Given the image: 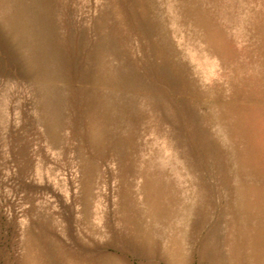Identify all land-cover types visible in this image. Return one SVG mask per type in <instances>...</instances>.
I'll return each mask as SVG.
<instances>
[{
    "label": "rangeland",
    "instance_id": "rangeland-1",
    "mask_svg": "<svg viewBox=\"0 0 264 264\" xmlns=\"http://www.w3.org/2000/svg\"><path fill=\"white\" fill-rule=\"evenodd\" d=\"M263 209L264 0H0V264H264Z\"/></svg>",
    "mask_w": 264,
    "mask_h": 264
},
{
    "label": "bare ground",
    "instance_id": "bare-ground-1",
    "mask_svg": "<svg viewBox=\"0 0 264 264\" xmlns=\"http://www.w3.org/2000/svg\"><path fill=\"white\" fill-rule=\"evenodd\" d=\"M25 4H27V3H25ZM40 5H41V4H40ZM26 6H27V5H26ZM35 15H37V14H35ZM39 16H40V15H39ZM44 16H45V15H44ZM44 16H43V17H44ZM43 20H44V19H43ZM25 26H26V25H25ZM61 75H62V74H61ZM56 76H57V75H56ZM62 79H63V78H62ZM143 166H144V165H143ZM142 168H143V167H142ZM144 169H146V168H144ZM158 169H159V168H158ZM156 171H158V170H156ZM156 171H155V172H156ZM145 173H146V172H145ZM149 173H150V172H149ZM152 173H153V172H152ZM159 173H160V172H159ZM141 175H142V174H141ZM154 175H155V173H154ZM157 175H158V173H157ZM159 175H160V174H159ZM159 175L156 176L157 179H158V177H160ZM161 177H162V176H161ZM146 178H147V177H146ZM152 178H153V174H152ZM162 178H163V177H162ZM162 178H161V179H162ZM155 179H156V178H155ZM153 180H154V178H153ZM154 182H155V181H154ZM154 182H153V183H154ZM157 183H159V182H157ZM148 184H149V183H148ZM160 184H161V183H160ZM160 184H159V186H161ZM154 185H155V184H154ZM171 185H172V184H170V186H171ZM142 186H143V185H142ZM151 186H153V185H151ZM157 186H158V185H157ZM155 187H156V186H155ZM161 188H163V186H162ZM166 188H167V187L164 188V191H166ZM155 190H156V189H155ZM252 190H253V189H252ZM252 190H251V193H252ZM168 191H169V190H168ZM246 192H247V191H246ZM166 193H167V192H166ZM160 194H162V193H160ZM168 194H169V193H168ZM247 194H248V193H247ZM162 195H163V194H162ZM170 195H171V194H170ZM254 195H255V194H253V196H254ZM165 196H166V195H165ZM167 196H168V195H167ZM167 196H166V197H167ZM167 199H168V198H167ZM161 202H162V201H161ZM156 203H158V202H156ZM156 203H155V204H156ZM162 203H163V202H162ZM162 203H161V204H162ZM186 203H187V202H186ZM151 204H152V203H151ZM159 204H160V203H159ZM182 204H183V203H182ZM187 204H188V203H187ZM188 205H189V204H188ZM188 205H187V206H188ZM146 206H147V204H146ZM150 206H151V205H150ZM158 206H159V205H158ZM187 206H186V207H187ZM188 207H189V206H188ZM248 207H249V206H248ZM251 207H252V206H251ZM164 208H165V207H164ZM173 208H174V207H173ZM189 208H190V207H189ZM252 208H253V207H252ZM146 209H147V208H146ZM184 209H185V208H184ZM161 210H163V209H161ZM180 210H181V208H180ZM263 210H264V209H263ZM171 211H172V210H171ZM165 212H166V211H165ZM181 213H182V212H181ZM185 213H186V211H185ZM164 214H165V213H164ZM174 214H175V213H174ZM182 215H183V213H182ZM186 215H187V214H186ZM186 217H187V216H186ZM180 228H181V227H180ZM180 228H179V229H180ZM252 228H253V226H252ZM252 228H251V229H252ZM253 229H254V228H253ZM250 232H251V230H250ZM173 236H174V235H173ZM247 237H248V236H247ZM245 238H246V237H245ZM247 241H248V240H247ZM253 242H254V241H253ZM175 244H176V243H175ZM250 249L252 250V248H250ZM246 250H247V249H246ZM180 251H181V250H180ZM250 254H251V253H250ZM250 256H251V255H250ZM250 256H248V257H250ZM173 261H175V260H173Z\"/></svg>",
    "mask_w": 264,
    "mask_h": 264
}]
</instances>
